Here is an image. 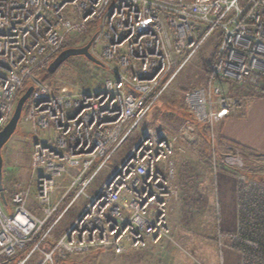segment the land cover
I'll return each mask as SVG.
<instances>
[{
    "label": "built area",
    "instance_id": "built-area-1",
    "mask_svg": "<svg viewBox=\"0 0 264 264\" xmlns=\"http://www.w3.org/2000/svg\"><path fill=\"white\" fill-rule=\"evenodd\" d=\"M213 33L220 39L207 64L208 84L184 93L185 111L209 126L216 116L246 108L241 101L231 105L221 83L264 97V0H0V130L20 95L33 86L25 113L33 136V177L30 185L3 183L0 264L21 253L16 264L34 252L43 256L40 264L90 250L123 253L167 236L168 205L177 197L175 147L167 133L145 126L119 161L108 162ZM91 36L90 52L112 77L95 91L55 89L44 79L51 61ZM194 134L190 123L180 129L183 140L192 141ZM224 143L234 149L224 160L241 166L240 148ZM209 164L214 175L222 172L214 159ZM104 168L105 179L55 237L58 221ZM66 174L71 181L53 201L55 182ZM236 177L238 194L255 200L244 222L238 202L231 238L257 251L260 233L250 228L252 214L264 212V183ZM31 194L41 219L28 208ZM254 258L264 263V257Z\"/></svg>",
    "mask_w": 264,
    "mask_h": 264
},
{
    "label": "rangeland",
    "instance_id": "rangeland-1",
    "mask_svg": "<svg viewBox=\"0 0 264 264\" xmlns=\"http://www.w3.org/2000/svg\"><path fill=\"white\" fill-rule=\"evenodd\" d=\"M86 38L87 37L81 38L82 45L86 43ZM219 39V35L217 36L215 33L207 39L201 49L174 79L171 88L166 90L159 100L151 107L140 123L139 129L121 145L108 164L112 165L113 162L119 161L126 154L127 149L139 135V130L141 128L152 126L163 129L175 147V184L181 191V196L179 198L181 210L175 217V223L173 222L174 228L176 227L178 231H174V234L176 238L178 237L180 241L191 250V252L194 251L193 241L199 237V235L196 236V234H204L205 239L214 240L216 248L221 255L224 249L238 248L234 245L231 238V235L236 234L237 228L229 230L224 229L221 225V214H223L224 211H222L221 206H219V200H217L219 195H221L219 186L213 187V191H216L213 195H215V199L218 203L217 206L215 202V211L213 212L215 221L214 230L212 231L213 233H208L206 230L207 227H205V222L203 223L201 218L198 219L199 217H196V213H198L197 211L207 200V196H203L204 187L207 188L210 178L216 177V175L212 173L209 161L210 159H214V161L221 166L222 172L217 174V176H226L228 179L226 183L228 187L227 189L229 190L230 188L232 189L233 186L235 187V212L237 213L240 194H238L237 190L239 179H237L236 175L240 174L247 179L264 183L258 178L262 176L264 177V155H258L257 153H250L240 149L239 159L241 161V166L227 163L224 159H226L228 155L232 156L234 154V149H226L225 141L220 140L219 125L225 116H216L213 120L212 126H209L208 124H202L193 120L185 111L184 93L197 88H205L208 84L207 64L214 58ZM88 40L89 38L87 41ZM111 77L109 69L104 65L101 66L94 64L84 56H74L67 59L58 70L52 74L51 78L45 80L51 82L54 88L59 91H64L66 89L68 92L76 93L82 91H95L103 88L105 82ZM221 88L223 90V96H228L230 98L231 105L241 101L240 104L244 108L250 100L255 97L252 91L244 92L242 89H237L232 85L221 83ZM26 106L27 101L24 104L16 131L2 149L3 174L6 179L3 183L6 184V186L9 185V183H14V185L17 183L30 185L33 177L30 166L33 136L30 131L31 125L25 117ZM187 123L192 124L195 130V137L192 141L183 140L180 137V129ZM230 147H233V145H230ZM107 174L108 169L104 168L100 170L85 189V193L78 197L74 204L67 209L53 229L55 237L59 235L60 231L64 228V225H69L76 213L80 210V206L85 202V196L87 194H93ZM70 181L71 174H66L57 179L53 190V192L56 191L57 193L55 201L63 196ZM72 193L73 192H69L70 195L68 194L69 196L65 197L64 206L70 199ZM6 208L10 211L8 207ZM28 208L38 219L43 217L41 209L35 207L32 194L28 202ZM60 211L61 209L55 210L53 217L58 215ZM201 211L202 210L198 213L199 216L202 214ZM202 219L205 220V218ZM167 223V235H169L170 222L168 220V212ZM208 234L209 236L212 235L213 238H206ZM219 236L221 237L220 244L218 243ZM201 240L203 239H200V241ZM42 244L43 246L47 245L46 240H44V243ZM164 244L165 243L162 242L148 243L143 249H129L123 253H116L112 250L103 249L90 250L84 253L68 255L63 260L57 261V264L194 263L192 262L193 258L192 260L190 259V261L188 256L185 258L181 257L177 250L173 248V245L170 244L167 248ZM24 254L25 253H21L7 264H16ZM42 260L43 256L41 253L34 252L24 264H40ZM240 264H244V256L242 255V252Z\"/></svg>",
    "mask_w": 264,
    "mask_h": 264
},
{
    "label": "crops",
    "instance_id": "crops-1",
    "mask_svg": "<svg viewBox=\"0 0 264 264\" xmlns=\"http://www.w3.org/2000/svg\"><path fill=\"white\" fill-rule=\"evenodd\" d=\"M219 133L226 140L235 142L246 149L253 150L258 155H264V97L261 96L253 98L247 104L242 113L225 117L219 125ZM209 180L207 188L204 187L203 193V196H207V200L197 211L199 213V211L202 210L201 216L196 213V217L198 216V219L201 218L203 223L205 222V227H207L206 230L211 234L214 230L215 224L213 213L215 211V202L218 206L217 200H219V206H221L222 211H224V213L221 214L222 227L229 230L234 228L236 229L238 225V216L235 212V187L233 186L232 189L230 188L228 190L226 185L228 179L223 175H220L219 177L216 175V177H212ZM214 186H219L221 192V195H219L217 200L215 199V195H213V193H216V191H213ZM176 188L177 197L172 199L168 205V220L170 222L169 235L161 238L158 242L165 243L164 245H166L167 248L170 244L173 245V248L177 250L181 257L185 258L188 256L189 260H192L193 258V264H240V250L224 249L220 255L218 249L216 248V244L212 239V235L209 236L208 234L206 238L212 240H207L204 238V234H196V236L199 235V237L193 241L194 251L192 252L180 241L178 237L176 238L174 231L176 232L178 230L176 227L174 228L173 224L175 223V217L181 210L179 199L181 191L177 186ZM56 195V191H52L51 198L53 201H55ZM202 218H205V220ZM66 226L67 225H64V228L60 231L59 235L62 234ZM200 239L203 240L200 241Z\"/></svg>",
    "mask_w": 264,
    "mask_h": 264
},
{
    "label": "water",
    "instance_id": "water-1",
    "mask_svg": "<svg viewBox=\"0 0 264 264\" xmlns=\"http://www.w3.org/2000/svg\"><path fill=\"white\" fill-rule=\"evenodd\" d=\"M94 39V36H91L89 40L81 45V46H74V47H67L60 51V53L51 61L48 66V73L54 74L58 68L69 58L74 56H84L86 59L91 61L94 64L103 66V63L95 58L92 53L90 52V46ZM33 90V86H28L26 90L20 95L17 100L14 112L7 122V124L0 130V198L3 204H6V196L3 186V155L2 149L5 144L8 142L10 137L16 131L18 123L20 121L22 110L24 104L26 103L27 99L29 98L31 92Z\"/></svg>",
    "mask_w": 264,
    "mask_h": 264
},
{
    "label": "trees",
    "instance_id": "trees-1",
    "mask_svg": "<svg viewBox=\"0 0 264 264\" xmlns=\"http://www.w3.org/2000/svg\"><path fill=\"white\" fill-rule=\"evenodd\" d=\"M70 46H72V45H70ZM51 77H52V75L49 74L48 72H46L44 74V79H49ZM220 140L226 141L229 144L240 148L241 150L248 151L250 153H256L255 151L246 149L245 147H243V146H241L235 142L224 139L221 135H220ZM258 178H259V180H262L264 182L263 176L258 177ZM4 180H6V179H5V176L3 174V181ZM254 200H255V197H253V196L249 195V197H248V195H245V196L243 194L240 195V197H239V205H240L239 217H240L241 222H244L245 220H247L246 214L250 210L251 205H253ZM252 220H253V224H252V227L250 228V230H253V231L257 230L260 233V241H259L260 249L257 251H253L249 247H246L242 243H239V242H235L234 245L238 249H241L242 251L247 252V253L252 255V257H245L244 258V264H264L262 262L257 261L254 258V257H264V212H262V214L254 212L252 214Z\"/></svg>",
    "mask_w": 264,
    "mask_h": 264
}]
</instances>
